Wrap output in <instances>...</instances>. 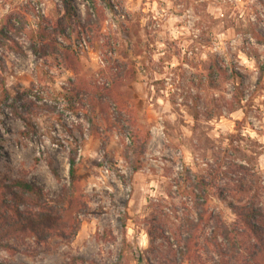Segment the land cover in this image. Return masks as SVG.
I'll return each instance as SVG.
<instances>
[{
    "label": "clouds",
    "instance_id": "obj_1",
    "mask_svg": "<svg viewBox=\"0 0 264 264\" xmlns=\"http://www.w3.org/2000/svg\"><path fill=\"white\" fill-rule=\"evenodd\" d=\"M261 220L264 0H0V264H264Z\"/></svg>",
    "mask_w": 264,
    "mask_h": 264
},
{
    "label": "trees",
    "instance_id": "obj_2",
    "mask_svg": "<svg viewBox=\"0 0 264 264\" xmlns=\"http://www.w3.org/2000/svg\"><path fill=\"white\" fill-rule=\"evenodd\" d=\"M6 187H7L9 192L13 193V195H15V192L13 191V189H18L21 192L26 190L24 186H20V185H17V184H11V185H8ZM17 199H19V197H17ZM5 203H7V201H5ZM21 218L24 219L23 216ZM253 219H255V217ZM32 223H35V222H32ZM250 224H251V226H252L254 231H256L258 233L259 232H264V220H261L260 224L252 223L250 221Z\"/></svg>",
    "mask_w": 264,
    "mask_h": 264
},
{
    "label": "rangeland",
    "instance_id": "obj_3",
    "mask_svg": "<svg viewBox=\"0 0 264 264\" xmlns=\"http://www.w3.org/2000/svg\"><path fill=\"white\" fill-rule=\"evenodd\" d=\"M10 23H11V21H10ZM5 34H7V33H5Z\"/></svg>",
    "mask_w": 264,
    "mask_h": 264
}]
</instances>
